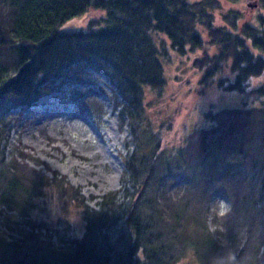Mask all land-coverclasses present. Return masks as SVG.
Masks as SVG:
<instances>
[{
    "label": "trees",
    "instance_id": "1",
    "mask_svg": "<svg viewBox=\"0 0 264 264\" xmlns=\"http://www.w3.org/2000/svg\"><path fill=\"white\" fill-rule=\"evenodd\" d=\"M97 11V31L61 30ZM152 33L181 53L207 34L192 62L203 73L199 94L217 86L255 96L261 107L210 109V125L184 145L162 147L145 118V87L166 83L165 40ZM254 50L264 51L262 12L248 19L220 0H0V264H216L224 240L244 264H264V85L247 87L264 74V56ZM93 72L124 98L120 115L136 143L123 157L121 188L98 208L44 161L34 158L49 176L30 166L21 142L8 155L4 147L18 115L57 89L91 82ZM81 104L100 109L88 98ZM180 177L188 184L173 189ZM214 193L228 199L229 215L210 212Z\"/></svg>",
    "mask_w": 264,
    "mask_h": 264
},
{
    "label": "rangeland",
    "instance_id": "2",
    "mask_svg": "<svg viewBox=\"0 0 264 264\" xmlns=\"http://www.w3.org/2000/svg\"><path fill=\"white\" fill-rule=\"evenodd\" d=\"M262 2L220 0L223 10H236L254 20L259 12L264 15ZM249 3H257V6L250 7ZM101 14L97 11L73 18L66 21L61 30L97 31L100 24L92 20H97ZM151 35L156 41L165 40L159 58L166 83L161 91L145 87V118L150 121L147 125L151 133L161 139L162 147L171 149L184 145L194 129L210 125L211 120L205 115L210 109L261 107L260 99L255 96L217 86L199 94L198 90L204 88L199 83L203 73L194 68L192 62L207 49V34L203 33L205 43L202 46L187 53L174 49L162 33ZM253 52L264 56V51ZM224 75H229L228 69ZM260 85H264V74L251 77L247 87L249 90ZM115 90L106 75L93 72L92 81L87 84L66 85L43 96L10 123L11 136L4 145L5 153L8 155L13 145L21 142L33 157L26 160L30 166L49 176L51 171L36 163L34 158L44 161L66 176L72 185L80 187L88 204L98 208L97 202L105 193L121 188L125 169L123 157L131 153L136 144L129 117L120 115V105L125 100ZM87 98L100 109L93 107L96 110L82 111L78 106ZM187 184L186 178L180 177L173 189ZM219 199L228 201L223 194L214 193L210 198V212L219 213ZM208 222L214 230L211 215Z\"/></svg>",
    "mask_w": 264,
    "mask_h": 264
},
{
    "label": "clouds",
    "instance_id": "3",
    "mask_svg": "<svg viewBox=\"0 0 264 264\" xmlns=\"http://www.w3.org/2000/svg\"><path fill=\"white\" fill-rule=\"evenodd\" d=\"M218 211L221 217L227 216L231 213L232 207L228 201L223 199L218 200ZM243 235V233H241ZM222 244L227 247V251L215 257L216 264H244V258L238 255V251L229 246V242L224 240Z\"/></svg>",
    "mask_w": 264,
    "mask_h": 264
},
{
    "label": "water",
    "instance_id": "4",
    "mask_svg": "<svg viewBox=\"0 0 264 264\" xmlns=\"http://www.w3.org/2000/svg\"><path fill=\"white\" fill-rule=\"evenodd\" d=\"M248 6H250V7H255V6H257V3H254V4L249 3Z\"/></svg>",
    "mask_w": 264,
    "mask_h": 264
}]
</instances>
